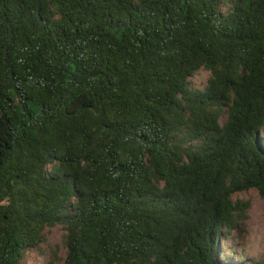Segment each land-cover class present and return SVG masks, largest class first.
Returning a JSON list of instances; mask_svg holds the SVG:
<instances>
[{"label":"trees","instance_id":"obj_1","mask_svg":"<svg viewBox=\"0 0 264 264\" xmlns=\"http://www.w3.org/2000/svg\"><path fill=\"white\" fill-rule=\"evenodd\" d=\"M251 189L264 0H0V264L56 226L62 264H264Z\"/></svg>","mask_w":264,"mask_h":264},{"label":"rangeland","instance_id":"obj_2","mask_svg":"<svg viewBox=\"0 0 264 264\" xmlns=\"http://www.w3.org/2000/svg\"><path fill=\"white\" fill-rule=\"evenodd\" d=\"M209 72L201 70L192 78V83L203 88ZM234 198L249 199L250 207L247 217L237 232L235 242L243 255L251 256L264 263V197L256 189L234 194ZM64 230L60 226L47 230V239L40 247L27 250L21 264H62L65 256L63 245Z\"/></svg>","mask_w":264,"mask_h":264}]
</instances>
